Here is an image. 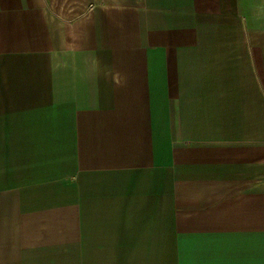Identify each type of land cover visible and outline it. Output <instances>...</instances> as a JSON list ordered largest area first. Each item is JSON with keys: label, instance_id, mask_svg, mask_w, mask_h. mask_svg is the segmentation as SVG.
<instances>
[{"label": "crops", "instance_id": "crops-1", "mask_svg": "<svg viewBox=\"0 0 264 264\" xmlns=\"http://www.w3.org/2000/svg\"><path fill=\"white\" fill-rule=\"evenodd\" d=\"M0 264H264V0H0Z\"/></svg>", "mask_w": 264, "mask_h": 264}]
</instances>
